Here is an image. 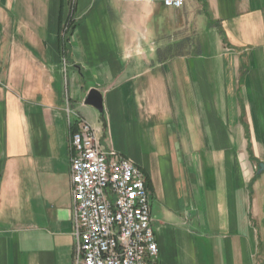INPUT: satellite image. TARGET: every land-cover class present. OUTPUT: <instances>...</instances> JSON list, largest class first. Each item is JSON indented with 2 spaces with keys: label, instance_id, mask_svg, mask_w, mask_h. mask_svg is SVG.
<instances>
[{
  "label": "crops",
  "instance_id": "crops-1",
  "mask_svg": "<svg viewBox=\"0 0 264 264\" xmlns=\"http://www.w3.org/2000/svg\"><path fill=\"white\" fill-rule=\"evenodd\" d=\"M68 110L143 172L157 264H264V0H0V264H74Z\"/></svg>",
  "mask_w": 264,
  "mask_h": 264
},
{
  "label": "built area",
  "instance_id": "built-area-1",
  "mask_svg": "<svg viewBox=\"0 0 264 264\" xmlns=\"http://www.w3.org/2000/svg\"><path fill=\"white\" fill-rule=\"evenodd\" d=\"M156 1L180 9L185 0ZM67 112L76 120L70 132L77 241L74 264H157L158 246L143 172L129 159L106 149L99 131L83 116Z\"/></svg>",
  "mask_w": 264,
  "mask_h": 264
},
{
  "label": "water",
  "instance_id": "water-1",
  "mask_svg": "<svg viewBox=\"0 0 264 264\" xmlns=\"http://www.w3.org/2000/svg\"><path fill=\"white\" fill-rule=\"evenodd\" d=\"M85 105L93 107L98 112H102V95L95 89H92L88 92L86 99L84 101ZM264 170V165H259V172Z\"/></svg>",
  "mask_w": 264,
  "mask_h": 264
}]
</instances>
